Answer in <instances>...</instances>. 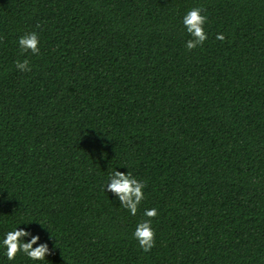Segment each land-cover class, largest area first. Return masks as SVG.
Instances as JSON below:
<instances>
[{"label":"trees","instance_id":"trees-1","mask_svg":"<svg viewBox=\"0 0 264 264\" xmlns=\"http://www.w3.org/2000/svg\"><path fill=\"white\" fill-rule=\"evenodd\" d=\"M115 169L146 182L135 216ZM17 225L53 252L0 264H264V0H0V241Z\"/></svg>","mask_w":264,"mask_h":264},{"label":"clouds","instance_id":"clouds-1","mask_svg":"<svg viewBox=\"0 0 264 264\" xmlns=\"http://www.w3.org/2000/svg\"><path fill=\"white\" fill-rule=\"evenodd\" d=\"M203 13L204 9L202 7H193L182 18L183 26L191 36V39L187 40L185 45L189 51L202 46L208 38L204 27L208 17ZM216 39L223 41L225 40V35L218 33ZM18 43L21 53L30 51L32 54L38 55L40 52V38L35 31L21 36ZM16 68L21 72L31 71L29 59L17 60ZM145 187L146 182L138 179L131 171L115 169L110 173L104 190L114 194L119 203L131 215L135 216L141 202L145 198ZM158 215L159 212L155 207L145 209L143 216L146 219L141 220L133 232V237L137 240L140 249L145 253L150 252L156 244V230L152 225V220ZM18 225L8 231L3 240L0 241V245L4 247L5 255L9 261L15 260L16 256L21 253L32 261H43L52 254L53 249L49 247L47 242H39L41 239L39 234H33L31 230L18 227ZM26 237H30V239L25 240Z\"/></svg>","mask_w":264,"mask_h":264}]
</instances>
